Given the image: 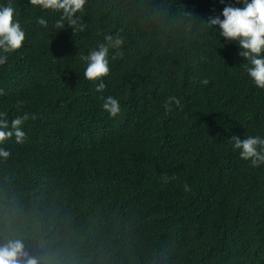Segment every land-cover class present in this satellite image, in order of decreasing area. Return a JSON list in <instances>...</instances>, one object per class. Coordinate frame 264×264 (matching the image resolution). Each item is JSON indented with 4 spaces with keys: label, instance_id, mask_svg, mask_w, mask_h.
<instances>
[{
    "label": "trees",
    "instance_id": "16d2710c",
    "mask_svg": "<svg viewBox=\"0 0 264 264\" xmlns=\"http://www.w3.org/2000/svg\"><path fill=\"white\" fill-rule=\"evenodd\" d=\"M9 2L25 41L0 64V120L27 119L0 142V243L38 264H264V164L228 140L264 136V89L206 30L224 5L85 0L73 30L62 10ZM105 35L122 44L98 91L81 57Z\"/></svg>",
    "mask_w": 264,
    "mask_h": 264
},
{
    "label": "clouds",
    "instance_id": "9594fccd",
    "mask_svg": "<svg viewBox=\"0 0 264 264\" xmlns=\"http://www.w3.org/2000/svg\"><path fill=\"white\" fill-rule=\"evenodd\" d=\"M224 5L218 15H210L206 21V30L212 29L224 40L234 42L238 55L243 58V66L252 84L264 89V0H219ZM30 3L39 5L42 9L62 10L61 19L74 30L79 17L75 14L82 9L85 0H30ZM16 15L12 4H0V64L5 63L8 53L19 49L25 41V30ZM43 23V21H39ZM219 43L220 41L216 39ZM103 43L90 49L81 59L85 62L83 70L87 80H100L97 90H102L105 85L102 77L109 72V48L118 49L122 44L119 37L105 35ZM102 109L109 115L115 116L120 105L117 98L109 95L103 97ZM171 103L179 104L180 101L170 96L164 108L167 110ZM27 116H17L9 122L0 120V142L15 136L19 142L24 132L19 127ZM233 152L238 151L241 159L249 161L252 167L264 164V136L233 134L228 139ZM9 152L0 147V157H8ZM168 178L165 177V180ZM184 190L188 191L185 184ZM0 264H38V260L25 250L24 242L17 238H7L0 243Z\"/></svg>",
    "mask_w": 264,
    "mask_h": 264
}]
</instances>
